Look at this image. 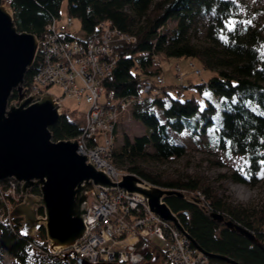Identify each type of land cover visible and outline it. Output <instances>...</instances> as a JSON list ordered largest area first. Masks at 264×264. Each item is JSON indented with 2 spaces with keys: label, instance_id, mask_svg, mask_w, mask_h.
<instances>
[{
  "label": "trees",
  "instance_id": "trees-1",
  "mask_svg": "<svg viewBox=\"0 0 264 264\" xmlns=\"http://www.w3.org/2000/svg\"><path fill=\"white\" fill-rule=\"evenodd\" d=\"M8 1L19 30L39 39L52 17L62 18L64 4L67 16L81 22V40L90 41L97 36L99 24L104 21H110L118 30L136 38L135 42L117 47L120 59L103 85L106 98L117 104L146 95L143 102H135L132 108V117L145 127L146 133L134 139L125 136L120 149L114 152L113 163L154 186L191 194L200 192L210 213L223 215L225 220L247 229L258 240L254 244L196 205L176 197L167 198L166 203L178 215L197 249L228 257L239 264H264V202L254 210L235 207L218 197L211 186L197 176L163 179L144 167L150 160L167 163L184 157L186 148L174 140L172 133L187 131L206 135V146L210 148L244 159L245 168L232 175L234 182L251 187L260 183L259 173L264 169L261 163L264 161V26L246 25L241 16L242 0L235 3L232 0ZM210 15L213 18L207 26L208 43L197 44L192 37L193 26L197 19ZM229 20L237 25L233 31L225 28ZM170 21H175L176 27L164 32ZM160 55L197 59L205 70L213 73L207 85L195 86L203 95L204 103L195 97L182 99L181 93L174 96L171 88L165 86L163 93L155 97L152 96L154 91L143 92L142 81L156 75L151 69L155 57ZM38 67L36 61L25 76L24 86ZM16 98L17 92H14L12 99ZM82 130L83 124L71 119L65 110L59 122L51 127L54 141L76 139ZM5 182L8 180L0 184ZM31 192L40 193L37 187ZM7 201L14 203L10 195L4 196L0 191V210ZM20 228V219H0V251L17 264H78L50 255L43 229L39 237L32 238L22 236ZM140 250L146 264L161 257L159 246L151 242H142ZM209 264L228 263L209 259Z\"/></svg>",
  "mask_w": 264,
  "mask_h": 264
},
{
  "label": "water",
  "instance_id": "water-1",
  "mask_svg": "<svg viewBox=\"0 0 264 264\" xmlns=\"http://www.w3.org/2000/svg\"><path fill=\"white\" fill-rule=\"evenodd\" d=\"M39 43L36 35L19 30L11 3L0 1V182L14 179L21 185L25 199L13 209L11 219L23 218L22 236L33 238L43 229L51 254L71 248L86 234L88 198L97 187L112 191L119 188L144 198L152 213L174 223L195 245L166 203L167 198L196 205L217 222L258 243L247 229L225 220L219 213H210L199 197L154 186L133 174H125L114 182L78 152L76 139L54 141L51 127L63 115L56 97L48 92L28 96L24 90L25 76L37 60ZM14 92L18 93V100L10 101ZM35 187L40 192L37 196L30 194ZM198 249L209 259L239 264ZM77 262L89 264L83 259Z\"/></svg>",
  "mask_w": 264,
  "mask_h": 264
},
{
  "label": "built area",
  "instance_id": "built-area-1",
  "mask_svg": "<svg viewBox=\"0 0 264 264\" xmlns=\"http://www.w3.org/2000/svg\"><path fill=\"white\" fill-rule=\"evenodd\" d=\"M73 25L72 17L67 16L65 21L56 17L50 19L43 37L38 38V70L24 90L28 96L41 95L57 86L64 97L85 100L89 110L83 130L76 138L78 152L98 171L119 182L124 171L113 163L118 118L130 104L141 103L144 97L141 94L117 104L106 98L103 84L113 74L120 59L117 47L135 42L136 38L118 30L110 21H104L99 24L97 36L90 41L81 40L80 35L71 32ZM153 68H162L160 56L155 57ZM177 71L180 76V68ZM163 86L162 74L142 81L144 93ZM56 100L64 111L62 99L56 97ZM8 181L11 188L17 189V181ZM193 195L204 201L200 192ZM154 239L160 245L155 244ZM142 242L159 246L166 264H209V258L193 246L174 223L152 213L144 198L119 188L112 191L95 187L88 198L84 237L72 248L55 255L48 252L58 260L66 257L64 261L83 259L89 264H142L145 262V255L140 250Z\"/></svg>",
  "mask_w": 264,
  "mask_h": 264
},
{
  "label": "rangeland",
  "instance_id": "rangeland-1",
  "mask_svg": "<svg viewBox=\"0 0 264 264\" xmlns=\"http://www.w3.org/2000/svg\"><path fill=\"white\" fill-rule=\"evenodd\" d=\"M3 1V0H0ZM241 16L247 26H264V0H242ZM67 18L66 4L62 9V21ZM213 16H205L197 19L192 30L193 41L197 44L206 45L207 39V26ZM250 21V23H249ZM176 27L175 21H170L164 32H170ZM71 32L77 35L82 34L81 22L74 19V25L71 28ZM160 61L162 68L151 69L155 74H162L165 79V87L171 88V92L174 96L182 94V99L195 97L201 103H204L202 94L195 87L200 84L207 85L208 80L213 76V73L209 70H205L201 62L197 59L191 58H166L160 55ZM178 68L181 70V75H178ZM200 71L199 74L196 72ZM25 84V83H24ZM165 87L155 88L152 96L161 95ZM49 93L55 95L58 99H62V105L64 110L67 111L71 119L81 124H84L85 116L89 110V105L85 100H77L75 98L64 97L63 91L57 87H51L48 90ZM205 94V93H204ZM146 95L143 94V97ZM18 100L17 98L10 101ZM134 103L130 104L128 110L119 115L118 128L116 130V149H120L123 144V139L128 136L130 139L141 136L146 133L145 127L132 117V108ZM174 140L184 145L186 148V155L182 158H174L167 163H159L154 160H150L144 167L155 176H160L163 179H169L177 176H197L202 181L208 183L214 193L218 197H223L228 203L233 204L235 207H242L244 209L254 210L258 208L264 202V169L259 173L260 183L251 187L248 185L236 183L232 179V175L241 169L245 168V161L240 156H231L224 150L216 148H210L206 146V135H196L190 132H183L180 134L172 133ZM125 174H129L124 172ZM9 182V181H8ZM1 183L0 191L4 196L10 195L14 199V203L5 204L4 208H1L0 219L4 217L10 219L13 209L24 202L25 197L21 193V185L18 183L17 189L11 188L10 183ZM20 190V193L18 192ZM31 195L37 196L38 194ZM21 223L23 218H19ZM40 236V235H39ZM35 235L33 238L39 237ZM153 242L160 245L157 239ZM154 244V246H155ZM154 251V249H153ZM155 252V251H154ZM0 257L2 259L1 264H17V262L9 255L3 254L0 251ZM162 258L159 256L156 261H151L147 264H165ZM142 264H146L145 262Z\"/></svg>",
  "mask_w": 264,
  "mask_h": 264
},
{
  "label": "snow or ice",
  "instance_id": "snow-or-ice-1",
  "mask_svg": "<svg viewBox=\"0 0 264 264\" xmlns=\"http://www.w3.org/2000/svg\"><path fill=\"white\" fill-rule=\"evenodd\" d=\"M233 3H235V0H232ZM250 23V21H249ZM237 27L236 23L234 21L229 20L228 23L225 25V28L228 31H233L235 30V28ZM229 158H231V156H229ZM261 163H264V161H262Z\"/></svg>",
  "mask_w": 264,
  "mask_h": 264
},
{
  "label": "bare ground",
  "instance_id": "bare-ground-1",
  "mask_svg": "<svg viewBox=\"0 0 264 264\" xmlns=\"http://www.w3.org/2000/svg\"><path fill=\"white\" fill-rule=\"evenodd\" d=\"M72 247H73V246H72ZM72 247H71V248H72ZM68 249H69V248H68Z\"/></svg>",
  "mask_w": 264,
  "mask_h": 264
}]
</instances>
